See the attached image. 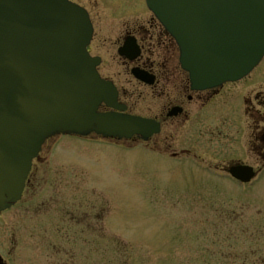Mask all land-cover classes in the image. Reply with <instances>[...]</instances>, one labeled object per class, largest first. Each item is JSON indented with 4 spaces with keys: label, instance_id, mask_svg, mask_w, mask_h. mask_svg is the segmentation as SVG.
I'll use <instances>...</instances> for the list:
<instances>
[{
    "label": "water",
    "instance_id": "obj_1",
    "mask_svg": "<svg viewBox=\"0 0 264 264\" xmlns=\"http://www.w3.org/2000/svg\"><path fill=\"white\" fill-rule=\"evenodd\" d=\"M147 3L177 39L196 85L239 80L264 57V0ZM91 36L88 14L69 0H0V210L21 199L46 139L149 135L148 121L98 113L112 88L87 52ZM242 172L232 173L249 181Z\"/></svg>",
    "mask_w": 264,
    "mask_h": 264
},
{
    "label": "rangeland",
    "instance_id": "obj_2",
    "mask_svg": "<svg viewBox=\"0 0 264 264\" xmlns=\"http://www.w3.org/2000/svg\"><path fill=\"white\" fill-rule=\"evenodd\" d=\"M96 139L56 138L40 167L44 190L24 201L57 202L60 209L84 202L102 220L87 223L85 242L54 243L67 255L50 258L40 246L45 233L24 217L30 220L16 226L23 242L8 264H264V173L242 191L227 175L214 177L196 163ZM61 181L76 189L64 190ZM2 228L0 220V246L9 234Z\"/></svg>",
    "mask_w": 264,
    "mask_h": 264
},
{
    "label": "flooded vegetation",
    "instance_id": "obj_3",
    "mask_svg": "<svg viewBox=\"0 0 264 264\" xmlns=\"http://www.w3.org/2000/svg\"><path fill=\"white\" fill-rule=\"evenodd\" d=\"M72 1L89 12L94 32L88 50L100 60V76L116 87L117 105L124 108L125 114L147 118L160 126L149 140L133 137L127 143L199 164L219 177L231 178L230 170L239 165L252 167L257 173L254 180L261 176L264 66L259 74L241 81L195 89L190 75L182 68L176 41L148 9L146 0ZM100 110L118 112L106 105ZM45 159L46 154H42L34 164L25 195L31 191L34 197L43 190L40 167ZM215 163L222 165L215 168ZM17 206L20 211L11 219H7V212H0L5 235L9 226V234L0 246V264H8L7 256L23 242L16 226L24 212L34 219L37 230L45 233L39 241L42 248L53 251L50 258L67 255L64 246L61 250L54 243L85 242L87 223L101 220L95 208L87 212L84 202L63 203V209L57 202H22Z\"/></svg>",
    "mask_w": 264,
    "mask_h": 264
}]
</instances>
